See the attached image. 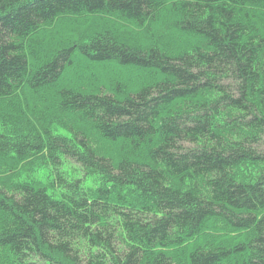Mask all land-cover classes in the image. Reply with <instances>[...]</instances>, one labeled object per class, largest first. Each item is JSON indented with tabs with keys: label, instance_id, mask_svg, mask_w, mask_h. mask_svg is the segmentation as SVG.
Instances as JSON below:
<instances>
[{
	"label": "trees",
	"instance_id": "16d2710c",
	"mask_svg": "<svg viewBox=\"0 0 264 264\" xmlns=\"http://www.w3.org/2000/svg\"><path fill=\"white\" fill-rule=\"evenodd\" d=\"M0 264H264V0H0Z\"/></svg>",
	"mask_w": 264,
	"mask_h": 264
},
{
	"label": "bare ground",
	"instance_id": "6f19581e",
	"mask_svg": "<svg viewBox=\"0 0 264 264\" xmlns=\"http://www.w3.org/2000/svg\"><path fill=\"white\" fill-rule=\"evenodd\" d=\"M92 33V32H91ZM248 175V174H247ZM241 179H243V178H241Z\"/></svg>",
	"mask_w": 264,
	"mask_h": 264
},
{
	"label": "rangeland",
	"instance_id": "374dc122",
	"mask_svg": "<svg viewBox=\"0 0 264 264\" xmlns=\"http://www.w3.org/2000/svg\"><path fill=\"white\" fill-rule=\"evenodd\" d=\"M76 167H78V166H76Z\"/></svg>",
	"mask_w": 264,
	"mask_h": 264
}]
</instances>
